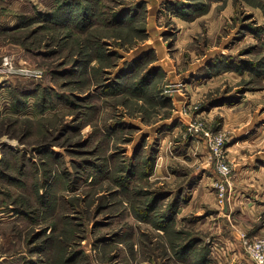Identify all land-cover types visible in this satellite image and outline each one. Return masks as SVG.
Segmentation results:
<instances>
[{
	"label": "rangeland",
	"instance_id": "obj_1",
	"mask_svg": "<svg viewBox=\"0 0 264 264\" xmlns=\"http://www.w3.org/2000/svg\"><path fill=\"white\" fill-rule=\"evenodd\" d=\"M8 56L0 264H260L264 0H0Z\"/></svg>",
	"mask_w": 264,
	"mask_h": 264
},
{
	"label": "built area",
	"instance_id": "obj_2",
	"mask_svg": "<svg viewBox=\"0 0 264 264\" xmlns=\"http://www.w3.org/2000/svg\"><path fill=\"white\" fill-rule=\"evenodd\" d=\"M12 61H13L12 58L9 56L4 58L3 61L4 65L0 66V76L13 72ZM252 256L258 263L262 264L264 262V249H262L261 251L253 250Z\"/></svg>",
	"mask_w": 264,
	"mask_h": 264
},
{
	"label": "trees",
	"instance_id": "obj_3",
	"mask_svg": "<svg viewBox=\"0 0 264 264\" xmlns=\"http://www.w3.org/2000/svg\"><path fill=\"white\" fill-rule=\"evenodd\" d=\"M149 73H150V70L143 75L142 79H144L146 76H148Z\"/></svg>",
	"mask_w": 264,
	"mask_h": 264
},
{
	"label": "bare ground",
	"instance_id": "obj_4",
	"mask_svg": "<svg viewBox=\"0 0 264 264\" xmlns=\"http://www.w3.org/2000/svg\"><path fill=\"white\" fill-rule=\"evenodd\" d=\"M212 110H217V107H213ZM217 112H218V111H217ZM166 136H167V135H166ZM166 136H165V137H166ZM162 139H163V138H162ZM163 142H164V141H163ZM160 143H161V142H160ZM164 144H165V143H164ZM159 147H160V146H159ZM159 157H160V156H158V158H159Z\"/></svg>",
	"mask_w": 264,
	"mask_h": 264
},
{
	"label": "crops",
	"instance_id": "obj_5",
	"mask_svg": "<svg viewBox=\"0 0 264 264\" xmlns=\"http://www.w3.org/2000/svg\"><path fill=\"white\" fill-rule=\"evenodd\" d=\"M237 143H238V142H237ZM262 168H263V166L260 167L258 171L262 172V171H263ZM263 169H264V168H263Z\"/></svg>",
	"mask_w": 264,
	"mask_h": 264
}]
</instances>
